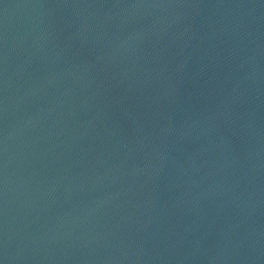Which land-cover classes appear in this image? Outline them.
Returning <instances> with one entry per match:
<instances>
[{"label": "water", "instance_id": "95a60500", "mask_svg": "<svg viewBox=\"0 0 264 264\" xmlns=\"http://www.w3.org/2000/svg\"><path fill=\"white\" fill-rule=\"evenodd\" d=\"M0 264H264V0H0Z\"/></svg>", "mask_w": 264, "mask_h": 264}]
</instances>
